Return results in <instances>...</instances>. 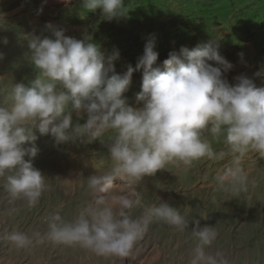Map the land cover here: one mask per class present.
<instances>
[{"label":"rangeland","instance_id":"374dc122","mask_svg":"<svg viewBox=\"0 0 264 264\" xmlns=\"http://www.w3.org/2000/svg\"><path fill=\"white\" fill-rule=\"evenodd\" d=\"M123 11L124 16L108 21L100 9L85 12L82 0L67 4L0 0V106H11L13 84L28 85L38 75L30 60L28 37L55 39L53 30L59 29L76 39L91 35L106 53L118 49L119 59L113 63L119 74L129 65L135 68L145 43L154 37L159 59H167L182 46L191 49L215 39L227 61L243 63L246 69L256 67L264 75V0H124ZM49 24L52 29L46 27ZM134 72L124 95L131 106L142 107L136 101L142 72ZM72 116L73 125L87 119L82 111L80 115L73 111ZM205 135L218 158L203 157L187 166L170 163L140 180L117 177L95 189L89 186L90 178L105 176L111 169L108 147L115 137L113 130L91 143L77 139L56 144L50 135L40 136L33 166L45 177L46 187L38 201L29 204L26 197L13 198L7 187L12 173L0 176V264H127L132 255H139L142 264H191L198 243L193 235L196 220L217 233L205 249L208 255L227 264H264V155L251 149L243 155L247 190L233 194L218 186L216 176L239 154L222 138L214 141ZM122 198L131 201L124 210L129 219L141 226L147 222L128 256L102 255L79 243L57 244L51 239L52 223L71 224L104 206L118 213ZM163 202L176 207L189 221L188 227L180 229L151 216L150 210ZM57 214L60 220L54 221ZM12 233L23 234L30 243L18 246L9 238Z\"/></svg>","mask_w":264,"mask_h":264},{"label":"clouds","instance_id":"9594fccd","mask_svg":"<svg viewBox=\"0 0 264 264\" xmlns=\"http://www.w3.org/2000/svg\"><path fill=\"white\" fill-rule=\"evenodd\" d=\"M82 8L85 12L100 9L108 21L125 15L124 0H82ZM53 34L55 39L28 37L30 60L38 75L28 85L13 84L11 106H0V176L12 173L7 176V187L13 198L23 196L35 204L46 187L45 177L33 166L40 136L50 135L56 144L77 139L91 143L109 130L115 132L108 147L111 169L105 176L90 178L93 189L117 177L140 180L170 163L187 166L203 157L218 158L208 133L214 141L222 138L239 154L232 166L217 173L218 186L233 194L247 190L248 176L241 159L250 149L264 155V86L257 87L244 75L236 77L235 84L224 79L223 73L233 65L220 54L215 39L170 52L161 70L153 67L159 53L155 38H150L135 68L129 65L119 74L113 63L119 59L118 49L110 54L101 51L91 35L76 39L66 36L63 29ZM140 70L141 91L136 101L142 107H133L124 94L133 72ZM73 111L86 113V122L73 125ZM129 207L131 201L122 198L118 213L104 206L71 224L52 223L51 239L79 243L102 255L128 256L147 224L129 219L124 211ZM150 214L180 229L189 225L167 202L153 207ZM53 220L59 221V215ZM194 223L198 243L191 264H227L205 251L216 239V231L201 227L198 220ZM9 238L21 247L30 243L20 233Z\"/></svg>","mask_w":264,"mask_h":264},{"label":"trees","instance_id":"16d2710c","mask_svg":"<svg viewBox=\"0 0 264 264\" xmlns=\"http://www.w3.org/2000/svg\"><path fill=\"white\" fill-rule=\"evenodd\" d=\"M163 61H164L163 58L162 59L158 58L156 64H154L153 67H159L163 69ZM230 63L233 65V67L229 71L223 73V78L226 79L230 84L237 83L235 78L240 75H244L252 79L257 87L264 86V75L262 74L256 75V73L258 72L261 73L258 68L255 67L253 69H250V68L246 69V68H243V63H238V62H230ZM140 71L142 72V70Z\"/></svg>","mask_w":264,"mask_h":264},{"label":"bare ground","instance_id":"6f19581e","mask_svg":"<svg viewBox=\"0 0 264 264\" xmlns=\"http://www.w3.org/2000/svg\"><path fill=\"white\" fill-rule=\"evenodd\" d=\"M61 223V222H60ZM59 224V223H58ZM62 225V224H61ZM47 226H49V225H47ZM50 229V228H49ZM50 231V230H49ZM50 237V236H49ZM50 239V238H49ZM55 243H57V242H55ZM58 244V243H57ZM63 244H65V243H63ZM67 244V243H66ZM62 245V244H61ZM76 245V244H75ZM79 245V244H78ZM60 246V245H59ZM67 246H69V245H67ZM67 246H66V248H67ZM81 247V246H80ZM83 248V247H82ZM81 248V249H82ZM69 249V248H68ZM75 249V248H74ZM77 249V248H76ZM83 250V249H82ZM63 251V250H62ZM84 251V250H83ZM94 251V250H93ZM73 252V251H72ZM90 252V251H89ZM70 253V252H69ZM78 253V252H77ZM71 254V253H70ZM86 254V253H85ZM94 254V253H93ZM93 254H92V256H93ZM68 255V254H67ZM90 255V254H89ZM142 256L143 255H145V253L144 254H141ZM88 256V255H87ZM96 256V255H95ZM98 256H100V255H98ZM70 257V256H69ZM74 257V256H73ZM79 257V256H78ZM71 258V257H70ZM92 258V257H91ZM95 258V257H94ZM99 258V257H98ZM102 258V257H101ZM100 258V259H101ZM107 258V257H106ZM96 259V258H95ZM73 260V259H72ZM93 260V259H92ZM77 261V260H76ZM97 261H99V260H97ZM104 261V260H103ZM71 262H73V261H71ZM84 262H85V260H84ZM87 262V261H86ZM102 262V261H101ZM90 263V262H89ZM100 263V262H99ZM127 264H142L141 263V261H140V256L139 255H132V256H130V258L128 259V261L126 262ZM101 264V263H100ZM103 264V263H102Z\"/></svg>","mask_w":264,"mask_h":264}]
</instances>
